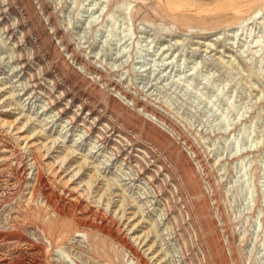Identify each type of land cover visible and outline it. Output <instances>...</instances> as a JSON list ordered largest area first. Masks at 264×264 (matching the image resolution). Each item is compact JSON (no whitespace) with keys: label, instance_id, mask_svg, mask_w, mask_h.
<instances>
[{"label":"rangeland","instance_id":"1","mask_svg":"<svg viewBox=\"0 0 264 264\" xmlns=\"http://www.w3.org/2000/svg\"><path fill=\"white\" fill-rule=\"evenodd\" d=\"M190 1L211 9L222 0ZM254 2L250 14L218 27L210 15L208 26L175 24L150 0H36L29 15L2 3L0 264H137L138 254L143 264H264V0ZM51 11L80 61L105 79L85 62L74 66L59 40L41 33L52 36ZM133 97L166 131L138 122ZM78 98L94 114L81 112ZM122 128L158 153L147 161L134 153L146 167L136 182L111 158ZM99 131L110 143H98ZM152 173L172 199L160 222L141 186ZM37 176L55 200L49 207ZM96 231L102 242L93 250L83 232Z\"/></svg>","mask_w":264,"mask_h":264},{"label":"bare ground","instance_id":"2","mask_svg":"<svg viewBox=\"0 0 264 264\" xmlns=\"http://www.w3.org/2000/svg\"><path fill=\"white\" fill-rule=\"evenodd\" d=\"M36 0H0V7L2 5V3H6L7 6L9 7H13V6H19L20 8L22 7V12H27L26 14L29 15L30 13L34 12V2ZM38 3L40 4H44L46 0H37ZM143 3L144 1H148V0H141ZM150 1H153L154 4L152 5H155V9H156V14L158 13V15L162 16V17H166L168 18L170 21L174 22L175 24H180V25H183V26H195V25H207L208 23H206L205 19H203L204 17L203 16H206L207 15H210L209 17H213L215 18L216 16V21L214 23H212L211 25L215 26V27H218V26H223V25H231L233 24L234 22H238L239 20H241L244 16L250 14L253 10V7L254 4L256 5L257 2L255 3L254 0H222L220 1V3L216 4L214 8H211V9H203V7H200V3L196 4L194 3L193 1H190V0H150ZM259 1V0H258ZM39 5V4H38ZM46 5V4H45ZM6 6V7H7ZM45 7V6H44ZM43 9V8H42ZM155 11V10H154ZM10 12V11H9ZM21 14V13H20ZM57 14V13H54V12H48V16H47V22L49 21L50 23V27H52L51 31H52V36H50L47 31H45L44 29H42L41 33H45L46 35H48L50 38H53V36L59 40V42L61 43V47H62V52L63 54L65 55V58H67L69 61H71L73 63L74 66L76 65H79L78 62L80 63H84V65H87V71L91 72V74H98L99 75V78L100 80L102 81L103 79L106 78V76H108V74L106 72H104L105 70H100L98 68H96V66L92 65V63H90V61L88 60H83V61H80V58H78L79 56V51L77 48H75L73 46V43L69 41H67V34L66 32L62 31L60 28L57 27V25H55V22L53 21L52 22V19L53 16ZM32 15V14H31ZM26 16V15H25ZM17 21L19 20V15L17 14ZM58 18V17H57ZM209 19V18H208ZM2 20V19H1ZM58 22V21H57ZM241 23V22H240ZM18 24V22H17ZM34 24V23H33ZM40 25V24H39ZM8 26V25H7ZM41 26V25H40ZM208 26V25H207ZM33 27V26H32ZM7 28H9V33H11V28L8 26ZM8 33V34H9ZM14 35V33H12V36ZM25 36V35H24ZM55 50V49H54ZM61 54V53H60ZM68 65V64H67ZM82 68V67H81ZM100 68V67H99ZM78 69V68H77ZM83 69V68H82ZM79 70V69H78ZM107 86H114L117 88V85H114V83L112 81L108 82ZM65 96L66 93H64ZM120 95L122 96V98L120 99H124V100H127V98H130V94H128V92L126 91H122L120 89ZM118 95V96H120ZM83 97L85 98L86 96L83 95ZM61 99V98H60ZM75 99V98H74ZM79 99V98H78ZM119 99V100H120ZM73 100V98H72ZM57 100L55 99L54 102L52 101V104H54ZM59 102V101H58ZM111 102L113 105H118V101L115 99V98H112L111 99ZM132 104H134V109H137V107L139 106H142V108L140 109V111H143V115L141 116L143 119H140L138 122H141L142 125H144V123H148V122H151L153 123L152 125L154 126H157L161 131H166V129L168 128L167 126V122H165L163 119H160L154 112H153V109H151V107H149V105L147 104H143L140 100H138L136 97H133L130 101ZM57 103V102H56ZM77 103H79V109H81L80 111L82 112V110H89V112L93 113L94 114V109H92L90 107V103H88L87 99L86 100H77ZM123 103V102H122ZM126 103V102H124ZM51 104V103H50ZM120 105V104H119ZM92 106V105H91ZM153 106V105H152ZM66 108V107H65ZM133 109V110H134ZM66 109L62 110V111H65ZM62 111H60L59 113H61ZM79 111V110H78ZM104 112V111H103ZM102 112V113H103ZM132 112V111H131ZM63 113V112H62ZM79 113V112H78ZM138 114V113H137ZM61 115V114H60ZM78 115L76 112L75 113H72V116L71 118L67 121L70 125H73V126H76V124L79 122V118H78ZM105 115V114H103ZM103 115H101V113L98 115V120H103ZM112 117V116H111ZM110 117V118H111ZM105 118V116H104ZM109 118V119H110ZM112 119H114L112 117ZM97 120V121H98ZM111 120V119H110ZM108 122V124L110 126H112L111 124L113 123L112 121ZM138 120V118H137ZM95 122V120H94ZM112 122V123H111ZM116 123V122H115ZM83 125L85 126V128H83V130L85 131L84 134H90L91 130H92V127L93 126H88L86 124V121H83ZM93 125V124H92ZM115 125V124H114ZM149 125V124H148ZM151 125V126H152ZM109 126V127H110ZM116 126V125H115ZM118 126V125H117ZM154 126V127H155ZM143 127V126H141ZM112 128V127H111ZM110 128V129H111ZM116 128V127H115ZM114 128V129H115ZM151 128V127H150ZM109 129V128H108ZM113 129V130H114ZM148 129V128H146ZM118 130H119V127H118ZM151 130V129H150ZM153 130V129H152ZM105 131V129H104ZM117 131V130H116ZM148 131V130H147ZM168 131V130H167ZM154 132V131H152ZM159 132V131H158ZM111 133V132H110ZM118 133L120 134L122 140L120 139V143L121 144H114V148L112 150V157L111 158H114L113 160L116 161V163H120V166L122 164H125V165H128L131 170H132V174L130 175L131 178L129 180H131L132 182H136V180L138 179H141V175L144 173L145 171V168L142 161L139 160L137 155L134 156V153L135 154H139L140 158L142 160H148V159H151V157L154 155V153L156 152V150L154 149V147H152L150 144H145V143H140L141 140L139 139H134L126 132L123 130H120L118 131ZM117 133V134H118ZM149 134H150V131H149ZM156 134V133H155ZM91 135V134H90ZM136 135V134H135ZM67 136V135H65ZM134 136V135H133ZM158 136V134H157ZM136 137V136H135ZM139 137V136H138ZM140 138V137H139ZM126 141H124V140ZM169 139V138H168ZM143 140V139H142ZM77 143V141H75ZM98 143H103V144H107V143H110L109 142V138L106 137V132H103V134L99 131V136H98ZM102 144V146H103ZM124 144V145H123ZM97 146V143H95V146H93L91 148V150L95 149ZM179 151V150H178ZM131 152V153H129ZM157 153V152H156ZM180 153V152H179ZM193 153V152H192ZM133 154V155H132ZM158 154V153H157ZM181 154V153H180ZM155 156V155H154ZM179 156V155H178ZM66 157H68V155H66ZM160 157V156H159ZM181 157V156H180ZM197 157V155H196ZM195 158V157H194ZM156 159V158H155ZM159 159V158H158ZM162 159V158H161ZM64 162V161H63ZM167 162V161H166ZM147 163H150V162H147ZM154 163V162H153ZM190 163V162H189ZM153 165V164H152ZM186 166L188 164H185ZM165 166V164H164ZM150 167V166H149ZM200 168V167H199ZM162 171V169H161ZM40 175V174H39ZM115 177L111 180V181H108V185L111 186V184H116L117 183V179H119V176L117 175H114ZM155 174L152 173L151 176L148 177L149 180H146V184L145 183H142L141 186L144 187V189L146 190L145 192H147V194L149 195V198L150 199H153L151 201V203L153 204H156L158 205V210H159V213L161 214H158V219H159V222L160 220L162 221L165 217L169 216V211H171L169 209V203L170 201L172 200L171 198H164L163 197V188H162V185H156L154 182H150L153 180ZM40 177V176H39ZM38 178V176H37ZM155 180V179H154ZM168 183V182H167ZM166 183V184H167ZM145 184V185H144ZM36 189V188H35ZM124 190V189H123ZM165 190V189H164ZM35 191V190H34ZM37 191L38 192H41L42 194V204L43 205H46V206H51V204L54 203V198L50 196V194H48V191H47V188H46V185L44 186L43 185V180L42 178H38L37 179ZM126 193V192H125ZM125 195V194H124ZM141 195L143 196L144 194L141 193ZM56 196V195H55ZM126 196V195H125ZM58 197V196H57ZM141 197V196H140ZM60 198V197H59ZM129 199V197H128ZM41 200V199H40ZM59 200V199H58ZM175 202V201H174ZM74 205V204H73ZM71 206V205H70ZM145 206V204L143 203L142 205H139V209L142 210L143 207ZM54 207V206H52ZM65 207V206H64ZM76 208V205H74L71 209H65L67 210V212H73ZM173 208H174V204H173ZM12 212V211H11ZM59 212V211H58ZM57 214V213H56ZM55 214V216H57ZM60 214V213H59ZM65 215V214H64ZM54 216V217H55ZM62 216H63V213H62ZM59 217V216H58ZM57 217V218H58ZM61 217V216H60ZM66 217V216H65ZM75 217V216H74ZM67 218V217H66ZM69 219V218H68ZM75 219V218H74ZM176 220H178L177 217H175ZM47 221V220H46ZM158 220H155L153 221V223L151 224V230L152 232H155V228H157L159 226V223L157 222ZM56 222V221H55ZM175 222V221H174ZM174 222H172V229L174 230L175 234L178 235V226L174 224ZM84 223V222H83ZM82 223V224H83ZM211 224V223H210ZM83 226V225H82ZM96 227V226H95ZM100 227V226H99ZM180 227V226H179ZM49 228V227H48ZM88 228V227H87ZM86 229V228H85ZM96 229V228H95ZM181 229V228H180ZM89 230V229H88ZM157 230V229H156ZM82 231V230H81ZM85 231V230H84ZM107 231V230H104V232ZM79 232V231H78ZM95 232V230H94ZM93 232V233H94ZM102 232V231H101ZM151 232V231H150ZM151 232V233H152ZM37 233V232H36ZM84 235L86 236L87 240H88V244L89 246L94 250L95 248L94 247H97V245H99L101 239H99L100 236H98L97 234V231L96 233L92 234H88L87 232H83ZM103 233V232H102ZM81 234V233H79ZM159 234V232L157 233ZM83 235V236H84ZM99 235H100V232H99ZM104 236V235H102ZM115 237V236H114ZM159 237V235L157 236ZM180 237H182L180 235ZM85 238V237H84ZM106 238V237H105ZM108 238V237H107ZM62 239H64L62 237ZM69 239V238H68ZM95 243H93V241ZM117 240V239H116ZM124 240V239H123ZM120 241V243L123 242ZM181 240L178 239V243L179 245H181V250H183V247L184 245L181 244L180 242ZM85 242V241H83ZM92 242V243H90ZM102 242V241H101ZM50 245H51V242L49 241ZM82 243V242H80ZM185 243V242H184ZM213 243V242H212ZM83 244V243H82ZM124 247L123 244H120ZM213 245V244H212ZM53 246V245H52ZM121 246V247H122ZM126 246V245H125ZM132 250V249H131ZM88 251V250H87ZM92 251V250H90ZM218 251V250H217ZM129 252V251H128ZM183 252V255L184 254V250L182 251ZM92 254V253H91ZM135 255V254H134ZM142 254H138V256L136 255V261H137V264H143L142 263ZM188 255V254H187ZM135 257V256H134ZM145 264V263H144ZM173 264V263H171Z\"/></svg>","mask_w":264,"mask_h":264}]
</instances>
